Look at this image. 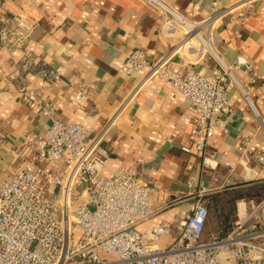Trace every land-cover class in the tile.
Masks as SVG:
<instances>
[{
	"label": "crops",
	"instance_id": "obj_1",
	"mask_svg": "<svg viewBox=\"0 0 264 264\" xmlns=\"http://www.w3.org/2000/svg\"><path fill=\"white\" fill-rule=\"evenodd\" d=\"M1 2L11 13L27 15L31 35L23 52L11 55L0 47V185L25 166L32 153L27 137H45L55 119L80 124L92 133L107 129L103 175L114 178L122 169L138 171L158 210L138 227L149 241L152 227L189 215L201 191L211 215L205 241L231 231L240 201H264V165L241 160L237 150L241 135L247 134L254 139V151L264 155L260 129L264 122V0H165L192 20L225 12L214 26L216 48L229 63L243 58L253 65L251 74L239 72L238 76L262 120L240 91L229 88L232 111L223 117L228 131H218L210 140L209 166L193 150L191 130L196 118L186 98L153 79L124 106L142 74L127 76L123 66L135 52L150 62L158 60L170 40L156 10L144 0ZM26 51L61 78L51 81L34 72L21 74L20 61ZM186 63L185 57H177L174 66L181 70ZM190 64L203 74L216 66L213 59L192 58ZM24 87L36 94L41 105L27 99ZM83 87L88 88V96L74 100ZM49 109L54 110L52 117L45 112ZM184 147L192 151L184 152ZM214 205L221 210L218 218L212 213ZM175 240L176 235L167 236L160 245L166 248Z\"/></svg>",
	"mask_w": 264,
	"mask_h": 264
},
{
	"label": "built area",
	"instance_id": "obj_2",
	"mask_svg": "<svg viewBox=\"0 0 264 264\" xmlns=\"http://www.w3.org/2000/svg\"><path fill=\"white\" fill-rule=\"evenodd\" d=\"M144 1L156 10L170 40L158 60L150 62L135 52L123 66L127 76L142 74L124 106L153 79L186 98L196 118L191 130L193 150L209 166L210 140L216 132L228 131L223 117L232 111L229 88L240 91L262 120L238 76L239 72L251 74L253 65L243 58L229 63L216 48L214 26L225 12L197 21L181 15L165 0ZM30 35L27 15L11 13L0 0V47L11 55L23 52ZM177 57L189 62L181 70L174 66ZM192 58L213 59L216 66L203 74L190 64ZM20 72H34L51 81L61 78L27 51ZM22 92L41 105L35 93L26 87ZM88 94L83 87L73 99L82 101ZM53 111L45 112L52 117ZM260 129L264 135L263 121ZM106 133L107 129L92 133L80 124L52 119L45 137H27L32 153L25 166L0 185V264H264V201H240L231 231L205 241L210 210L201 191L189 215L152 227L149 241L138 227L158 212L151 191L137 170L122 169L114 178L103 175L108 159L102 151ZM253 143L251 136L241 135L240 159L264 165V155L254 151ZM225 166L233 170L230 164ZM171 235H176L174 243L162 247L161 239Z\"/></svg>",
	"mask_w": 264,
	"mask_h": 264
},
{
	"label": "trees",
	"instance_id": "obj_3",
	"mask_svg": "<svg viewBox=\"0 0 264 264\" xmlns=\"http://www.w3.org/2000/svg\"><path fill=\"white\" fill-rule=\"evenodd\" d=\"M217 208H218V207L214 205V209H213V211H212L214 217H216V218H218L219 215L221 214V210H220V209H217ZM210 217H211V215H210Z\"/></svg>",
	"mask_w": 264,
	"mask_h": 264
}]
</instances>
